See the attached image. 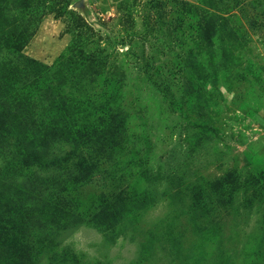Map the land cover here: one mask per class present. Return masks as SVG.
<instances>
[{"label":"rangeland","instance_id":"374dc122","mask_svg":"<svg viewBox=\"0 0 264 264\" xmlns=\"http://www.w3.org/2000/svg\"><path fill=\"white\" fill-rule=\"evenodd\" d=\"M7 38L21 46L0 54L10 99L32 81L28 59L54 69L71 46L74 58L95 53L101 61L97 94L106 77L126 81L123 115L110 121L90 110L89 120L116 125L128 147L142 150L124 188L146 200L112 229L99 224L112 200L101 163L96 183L72 193L69 222L49 226L35 209L40 221L28 225L16 189L0 184L18 209L3 221L12 229L0 264H264V0H0V40ZM43 77L42 87L49 68ZM96 146L80 147L85 159ZM40 169L0 178H17L24 195L20 183L35 171L56 178ZM195 201L214 210L198 213Z\"/></svg>","mask_w":264,"mask_h":264},{"label":"trees","instance_id":"16d2710c","mask_svg":"<svg viewBox=\"0 0 264 264\" xmlns=\"http://www.w3.org/2000/svg\"><path fill=\"white\" fill-rule=\"evenodd\" d=\"M11 41L10 38L3 42L0 40V54L6 51L15 55L21 50L20 45L13 46L14 42ZM71 53L72 46L59 58L54 69H52L54 66L48 67L38 60L28 59L27 66L33 72L32 81L27 82V88L19 90L13 99L9 98L6 89L8 84L3 71L6 67L3 68V63L0 64V149L6 150L4 154L10 156L9 161L3 162L0 171L8 177L11 171L22 173L26 170L27 176L28 169L40 167V170H48L49 174L56 176L53 180L50 178L43 180L35 171L33 177H25L26 180L20 183L22 187L27 186L24 195H19L20 188L14 185L19 183L17 178H0V184L8 186L7 189L11 187L16 189V194L20 196L19 200L23 202V212L28 225L32 221L36 223L40 221L37 216H33L36 209L39 214L35 215L42 216L44 220L49 221V226H54L61 222H69L67 221L69 212L75 215L72 193L79 186L95 184L97 181L94 180L95 169L99 164L106 163L109 168L100 165L102 169L99 171L101 175L103 174L102 189L109 188L105 193L112 200H106V209L99 211L98 215L101 217L103 213H108L109 215H105L103 219L107 223L99 224H105L106 229H112L117 224L116 221H120L129 209L137 208L146 200L145 194H130L128 189L124 188V185H127L125 175L126 171H129L128 165H133L134 161L141 158L136 155L142 153V150L128 147L130 139L119 137V128H116V125L109 129L107 120L101 123L97 120L99 124H104V127L96 126L95 121L89 120V116H92L90 110L103 118L108 117L110 121H115L123 115V109L119 106L122 103L119 91L127 83L121 78L115 81L120 82L115 89L113 86L116 83L112 78L106 77L103 81L109 83L108 88L97 94L96 77L102 73L101 69L97 70V65L101 61L96 64L95 53L80 59L76 55L77 59L74 58ZM48 68L49 81L42 87L40 81L46 79L43 75L47 74ZM162 94L170 101H174V96L169 94V90H163ZM82 101L85 105L81 103ZM69 141L72 145L68 144V147L64 148ZM84 144L90 146L97 144L93 147L95 149L91 147L90 152L93 156L88 159H85L80 149ZM55 145L63 148L57 151L63 153L62 155H52L55 153L52 150ZM51 167L56 168L55 173L49 170ZM120 171L122 173L119 174ZM221 189L216 187L210 192L218 193ZM12 192L14 194V191ZM103 196L105 198L102 194ZM10 198L14 197L9 195L6 198L2 197L0 187V259L4 258L8 251L2 246L7 231L12 229L3 221L10 222L11 217H18L15 212L17 209L15 200ZM195 208L198 213H205L206 208L214 210L212 205L203 206L196 201ZM111 219H114L112 223L109 222Z\"/></svg>","mask_w":264,"mask_h":264}]
</instances>
